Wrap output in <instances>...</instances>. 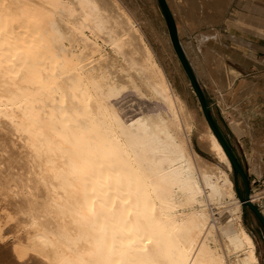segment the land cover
Instances as JSON below:
<instances>
[{
	"label": "bare ground",
	"instance_id": "bare-ground-1",
	"mask_svg": "<svg viewBox=\"0 0 264 264\" xmlns=\"http://www.w3.org/2000/svg\"><path fill=\"white\" fill-rule=\"evenodd\" d=\"M128 92L152 107L123 115ZM231 171L123 0H0V240L18 261L260 264Z\"/></svg>",
	"mask_w": 264,
	"mask_h": 264
},
{
	"label": "rangeland",
	"instance_id": "rangeland-1",
	"mask_svg": "<svg viewBox=\"0 0 264 264\" xmlns=\"http://www.w3.org/2000/svg\"><path fill=\"white\" fill-rule=\"evenodd\" d=\"M5 1L7 2V0ZM167 2L175 16L182 47L197 73L198 79L205 87L212 114L247 171L250 178L251 193L257 195L256 201L253 203L264 215V169L260 168L256 160H254L257 164L256 170L248 169L243 153L245 150L237 143L235 137V135L238 137L246 135L254 145L264 147V123L261 122V117H258V115H262L260 111H263L264 106L261 107L259 106L260 102L249 99L252 95L253 99L256 95L260 96V90L255 95L257 86L255 80L264 78V75H258L252 80L249 77H243L236 84L230 82L228 78L227 80L225 78L226 82L223 79L221 80L222 72H225L227 66L231 63L243 66L240 64L241 60L234 55V52L228 51L232 49V46H229L230 40L233 41L231 43H236V45L240 43L228 35L229 23L234 24V21L238 23H260L262 21L264 24V0H167ZM123 4L124 9L131 15L133 21L140 26L146 41L151 46L158 62L165 69L172 83L182 93L195 116L201 119L204 112L200 100L193 91L188 75L170 43V32L160 1L123 0ZM20 26V23H15L14 35L8 33L7 36L12 38L25 35L26 38L29 31H26V33L23 31L25 28L23 29ZM213 52H215V55L211 54ZM213 56L217 59H213ZM218 57H220L219 60ZM127 95L132 98L128 99ZM240 95L244 98H239ZM124 99L120 108H123L122 114L125 116L139 112L142 107L149 109L152 107L148 106L149 104L153 105L148 98L138 96L134 92H128ZM145 100L149 101L148 104ZM142 104L144 106H141ZM255 116L259 119L255 120ZM262 117H264V114ZM192 142L197 152L213 159L212 154L201 147L197 136H193ZM242 143L244 146L246 145L244 141ZM230 176L233 181L235 196L238 197L237 188H240L245 196V186L241 176H236L233 168ZM241 210L243 222L254 238L260 264H264V227L256 213L249 206L241 203ZM218 211L217 208L214 210V212ZM11 242L12 238L10 237L5 238L3 241L0 240V259L3 262L0 263L23 264L11 253Z\"/></svg>",
	"mask_w": 264,
	"mask_h": 264
},
{
	"label": "crops",
	"instance_id": "crops-1",
	"mask_svg": "<svg viewBox=\"0 0 264 264\" xmlns=\"http://www.w3.org/2000/svg\"><path fill=\"white\" fill-rule=\"evenodd\" d=\"M234 22H235L234 24L229 23L228 35L235 38L240 43L236 45V43L234 44L231 43L233 41L230 40L229 46H232V49L228 51H230L231 53L234 52V55L236 56L237 59L241 60L240 64L243 65L244 67L231 63L229 65L230 67L227 66L228 68H226L225 72H222L221 80L223 79L224 82H226L225 78L226 80L228 78L230 82H234V84H236L237 81L243 77L244 78L249 77V79L252 80L256 78L258 75H264V24L262 22L260 23L259 22H239L238 23L236 21ZM255 83L257 85L255 88V95L257 91L260 90V96L256 95L255 99H253V95H252L249 99L252 101H256L258 103L260 102L259 106L263 107L264 106V78L262 77V78L256 79ZM202 87L205 91V87L203 85ZM239 98H244V97L240 95ZM260 113L263 115L264 109L263 111H260ZM262 115L261 116L258 115V117H261L260 118L261 122L264 123V117H262ZM258 117L255 116L254 119L258 120L259 119ZM235 137L237 139V143L241 146V148L245 150L243 153H244V159L247 162L246 165L248 166V169L256 170L257 168L256 162H258V164L260 165V168L264 169V147L262 146L260 147V145H258L257 147V145H254L253 142H251L250 138L247 137L246 135L241 136V137H238L237 135H235ZM243 141L246 144L245 146L242 143ZM254 160H256V162ZM263 176H264V171H263Z\"/></svg>",
	"mask_w": 264,
	"mask_h": 264
},
{
	"label": "water",
	"instance_id": "water-1",
	"mask_svg": "<svg viewBox=\"0 0 264 264\" xmlns=\"http://www.w3.org/2000/svg\"><path fill=\"white\" fill-rule=\"evenodd\" d=\"M159 1H160L161 6H162V9L164 11V14H165V18H166V21L168 24V28H169V32H170V36H171L173 46H174L175 51H176L182 65L184 67V70L186 71V73L190 79L192 87L194 88V91L200 100V104H201L202 110L204 112V115H205L210 127L212 128V130L214 131L218 140L220 141L221 145L223 146L226 154L228 155V157L232 163V168H233L234 174L236 176L240 175L242 180H243V183L245 186V196L242 194L240 188L236 189L237 195H238L240 201L242 202V204L249 206L256 213V215L258 216L260 222L262 223V225L264 227V215L262 214V212L259 210V208L253 203V201L250 198L251 186H250L249 175H248L247 171L245 170L244 166L242 165V162L240 161L237 153L232 148L230 142L228 141L224 132L220 128L219 124L217 123L214 115L212 114L211 106L208 102L206 93H205L200 81L198 80V77L196 76V73H195V71H194V69H193V67H192L183 47H182V44L180 42L176 20H175L174 15H173V13H172L169 5H168L167 0H159Z\"/></svg>",
	"mask_w": 264,
	"mask_h": 264
}]
</instances>
